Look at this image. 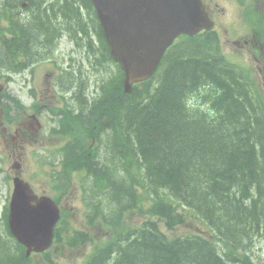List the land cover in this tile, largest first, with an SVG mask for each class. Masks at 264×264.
<instances>
[{"label":"trees","instance_id":"1","mask_svg":"<svg viewBox=\"0 0 264 264\" xmlns=\"http://www.w3.org/2000/svg\"><path fill=\"white\" fill-rule=\"evenodd\" d=\"M24 3L18 10L30 9V18L19 20L14 11ZM6 11L12 26L7 37L0 34L1 64L47 50L40 41L49 34L48 20L56 23L62 16V30L84 49L100 80L89 103L86 87L70 81L66 88L73 89L78 111L66 113L62 129L52 133L69 136L62 170L85 172L92 213L101 208L106 218H115L112 241L83 264H253L248 241L264 238V105L222 54L215 34L181 37L155 74L125 93L90 0H4L0 15ZM101 63L114 65V71L103 77ZM85 126L99 134L102 154L87 148ZM141 197L150 204L140 213L156 221L129 220L127 228V212L138 210ZM184 208L205 231L168 237L159 223L167 229L181 225ZM0 222L1 235L14 246V255L0 258V264H29L6 229L5 215ZM80 241L77 232L66 245ZM5 249L0 241V252Z\"/></svg>","mask_w":264,"mask_h":264},{"label":"rangeland","instance_id":"2","mask_svg":"<svg viewBox=\"0 0 264 264\" xmlns=\"http://www.w3.org/2000/svg\"><path fill=\"white\" fill-rule=\"evenodd\" d=\"M50 1V0H49ZM4 0H0L3 4ZM61 4V2H59ZM43 6V5H42ZM220 5L218 4V7ZM24 6H18L15 8V14L21 20V18L29 17L30 16V9L29 11L25 10H18L23 9ZM56 9V6L53 7ZM218 17V30L220 31L217 35L221 40V47L229 57V59L234 63L240 65L243 68L247 75L248 79L251 82L253 87L254 94L261 99L264 103V51L257 50L255 48V44L252 43L254 40L252 33H248L246 35V39L249 41V44L246 45L243 43L240 37L244 36V32L237 33V30L230 28L231 22L229 18L235 15L234 7L228 8L223 13L220 9L216 11ZM58 19V18H57ZM51 22V23H50ZM62 22L66 23L62 16L58 19V22H52L48 20L49 27V34L40 41V45L47 46L49 48V44H51L52 38H55L56 33H61L62 30ZM52 31V32H51ZM57 34V35H58ZM237 34V36H236ZM232 37H231V36ZM261 35V33H259ZM234 37V38H233ZM227 38L232 39V41H228ZM49 40V42H48ZM62 67L67 66V63L71 61L68 60L69 56L73 58L74 62L81 61V50L74 49L72 51L73 45L65 38H62ZM48 50V49H47ZM46 50L40 51L37 54L41 55L45 53ZM262 52V53H261ZM33 54V55H37ZM13 61V60H12ZM11 61V62H12ZM83 62V61H82ZM104 75L103 77H107L114 71V65L112 64H104ZM76 68L77 65L74 64ZM107 68V71L105 70ZM83 68H90V65L87 63L83 64ZM95 68V67H94ZM48 66L42 64L37 69V83H35L36 87H42L44 85L42 83V73L47 72ZM80 79H75L71 77H67L68 83L76 82L78 83L81 80L84 87H88L87 89H91V87H95V84L98 85L99 79H95V76L90 74L84 70L78 72ZM84 75L86 76L84 77ZM26 77L27 72H23L21 76H14V82H10L4 88L5 91L9 94L18 97L25 105H28L29 98L27 96L26 90L30 87L31 83L27 82L26 85ZM23 79V82H22ZM84 79V80H83ZM106 79L104 78V81ZM23 87L21 91L20 87ZM75 86H73L74 88ZM98 89V88H97ZM194 100L197 98L194 97ZM197 105H191V109L195 110L194 107ZM11 123L9 125V130L7 136H3L0 133V167L2 171L0 172V189L3 192L2 202L6 198L9 200V195L11 192L12 184H11V177L13 175H19L23 180L28 181L33 191L38 194H46V195H58V191L52 188V184L48 182L50 180L49 174L53 171L58 170V164L51 165L50 161L55 159L57 161L59 149L58 147L62 145L63 138H58L55 136L46 135L45 132H39L36 128H26V123L28 118H24L23 116H17L16 113H12L11 115ZM35 127L36 125L33 124ZM23 128L19 130L18 133L15 132L16 129ZM103 147H99V154H102ZM13 162H19V168H13L11 165ZM7 177H9V181H7ZM62 180L63 187L67 189V199L68 201L62 200V205H66L65 209L70 213L67 217L69 218V225L76 230H87V225L85 223V210L83 209L85 202L83 200V189L80 181L82 180V175L77 174L75 171L71 170L70 172H65L62 170ZM144 209L150 203H146L144 201ZM182 208V207H181ZM180 208V209H181ZM183 212L186 214L185 216V223L176 226L173 229H167L164 224L161 222L160 228L161 231L164 232L165 235L168 237H175V236H183L186 234H194V233H202L205 231L206 227L202 224L197 218H195L192 213L187 210V208L182 209ZM135 214V212H133ZM147 215V214H146ZM148 216V215H147ZM149 217V216H148ZM146 217L141 218L137 216L134 218L132 216V224L137 225L139 220L144 221ZM152 219H156L152 217ZM129 221L128 218H125L124 223ZM2 223L0 222V227ZM132 226V225H129ZM126 226V227H129ZM90 235L92 236L93 240H86L83 238L79 243L82 245H78L75 248H70L67 246H62L56 248L55 246L48 249V261L44 262L41 258L37 256L32 257L31 264H81L85 261L86 257L89 253L94 251L96 247L100 246L105 239L100 240L102 237L105 238L108 236L111 231L107 230L103 225H94L91 226L89 229ZM98 236V237H97ZM0 241L2 246L6 247L5 251L2 253L0 252V258H8L14 255L13 245L9 244L8 241L1 235L0 233ZM64 241V240H63ZM100 241V242H99ZM248 243H254L253 240L248 241ZM253 257L256 258V264H264V242L262 240H257L256 244L253 248L250 249ZM113 257V256H112ZM111 257V258H112Z\"/></svg>","mask_w":264,"mask_h":264},{"label":"water","instance_id":"3","mask_svg":"<svg viewBox=\"0 0 264 264\" xmlns=\"http://www.w3.org/2000/svg\"><path fill=\"white\" fill-rule=\"evenodd\" d=\"M109 51L124 74L123 86L150 77L165 50L181 33L211 27L201 0H92ZM7 217L11 234L30 251L49 246L58 211L51 199L35 198L27 182L13 179Z\"/></svg>","mask_w":264,"mask_h":264},{"label":"flooded vegetation","instance_id":"4","mask_svg":"<svg viewBox=\"0 0 264 264\" xmlns=\"http://www.w3.org/2000/svg\"><path fill=\"white\" fill-rule=\"evenodd\" d=\"M204 4L211 15V17L218 21L217 10H221L225 13V10L228 8L234 7L235 15L229 18L231 23L236 25L237 33H252L253 38L255 37V30L257 29L258 22L264 26V0H203ZM218 4L220 6L218 7ZM261 12V16H258V13ZM246 37V36H245ZM243 38V43L248 45L249 41L246 38ZM252 43L255 44V48L262 49L263 46L261 43L255 39L252 40ZM56 45V40L51 41L50 47L45 52H50L52 46ZM45 62L49 63L47 72L44 73L42 87H36L35 83L37 82V69L40 67V63H35L30 67V96L31 103L30 113L34 115V118L27 117L26 128H36L37 131L41 132L44 129H49L52 126H57L62 129V100L68 101L67 97L72 95V90L65 88L62 89V57L57 56ZM55 61V62H54ZM81 65V64H80ZM90 73H88L89 75ZM65 91L64 95L62 92ZM70 93V94H69ZM87 97H90L87 95ZM71 100V99H70ZM38 122V123H37ZM35 124L36 127L33 125ZM39 126V127H38ZM3 133L5 134V128ZM21 128H19L20 130ZM65 193H62L60 200L68 201L65 196ZM59 203V201H58ZM66 206V205H65ZM65 208V207H62Z\"/></svg>","mask_w":264,"mask_h":264},{"label":"bare ground","instance_id":"5","mask_svg":"<svg viewBox=\"0 0 264 264\" xmlns=\"http://www.w3.org/2000/svg\"><path fill=\"white\" fill-rule=\"evenodd\" d=\"M85 10V9H84ZM30 18V17H29ZM52 32V31H51ZM42 47V46H41ZM88 87L85 88L87 90L86 94L90 96V99H92L93 94L96 95L98 90L95 87H91V89H87ZM95 98V97H94ZM111 101V100H110ZM108 160V159H107ZM123 169V168H122ZM126 176V175H125ZM205 189V188H204ZM160 193V192H159ZM161 194V193H160ZM254 200V199H253ZM204 202V201H203ZM263 234V233H262Z\"/></svg>","mask_w":264,"mask_h":264}]
</instances>
